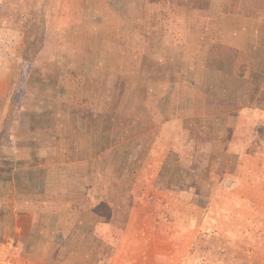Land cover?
I'll return each instance as SVG.
<instances>
[{"label": "rangeland", "instance_id": "374dc122", "mask_svg": "<svg viewBox=\"0 0 264 264\" xmlns=\"http://www.w3.org/2000/svg\"><path fill=\"white\" fill-rule=\"evenodd\" d=\"M13 181L0 264H264V0H0Z\"/></svg>", "mask_w": 264, "mask_h": 264}, {"label": "crops", "instance_id": "0c3cea01", "mask_svg": "<svg viewBox=\"0 0 264 264\" xmlns=\"http://www.w3.org/2000/svg\"><path fill=\"white\" fill-rule=\"evenodd\" d=\"M30 183H33V179L30 181L29 179L26 181V183L24 185H20V188H22L23 186L30 187ZM32 185V184H31ZM23 189V188H22ZM25 189V188H24ZM11 190H12V197H11V201H8V198H6V194L2 192L3 195H1L0 197V207L3 206V204H11V206H14L15 201L17 200V198L19 197V188L17 186V184L15 183V181H13L12 185H11ZM22 192V191H21ZM17 205L21 208V212L22 213H18L15 211V213H12L13 215H16L17 217L20 216H26L29 218H34L35 217V210L38 208H45V207H41L37 206L35 203L31 204L30 202L28 204H16L15 207H17ZM32 233V232H31ZM8 242V241H7Z\"/></svg>", "mask_w": 264, "mask_h": 264}]
</instances>
